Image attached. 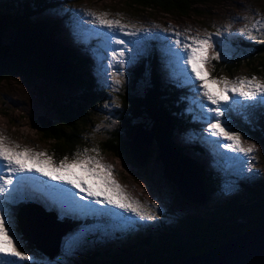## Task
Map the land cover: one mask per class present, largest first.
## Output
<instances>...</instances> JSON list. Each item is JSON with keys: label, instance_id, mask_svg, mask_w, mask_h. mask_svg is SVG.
Segmentation results:
<instances>
[{"label": "trees", "instance_id": "1", "mask_svg": "<svg viewBox=\"0 0 264 264\" xmlns=\"http://www.w3.org/2000/svg\"><path fill=\"white\" fill-rule=\"evenodd\" d=\"M127 1L142 9H156L170 15L189 17L197 5L209 0ZM47 10L51 12L61 9L55 0L0 1V86L20 73H33L39 79L70 90L71 93H66L64 97L62 94L49 97L53 115L42 116L51 120L52 124L47 127L38 123L35 125L43 141L50 144L49 152L58 160L65 155L72 157L77 149H81L90 140L83 132V128L86 129L83 125L91 119L100 102L106 99L108 91L99 85L98 78L93 77L94 65L83 53L85 46H72L68 40L66 24L52 18L46 13ZM227 40L234 47L251 51L252 54L224 62L223 68H219L220 63L217 62V72L232 75L240 72L244 64L248 70L247 75L260 76L264 72V44L253 43L232 34L227 35ZM145 58L146 63H142L140 70L134 69L132 73L136 81L141 72H146L150 77L149 86L139 94L124 96L116 110L117 124L108 130L107 137L99 144L103 152L112 153L138 169L150 164L152 151L149 147L144 165L139 164L136 158L140 153L136 151L135 144L144 141L145 135H153L152 142L155 141L159 148L164 146V150L170 153L179 154L181 159L185 152L173 140V135L185 129L182 121L185 116L184 105L180 107L179 104H182L181 99L187 93L173 95L178 92L177 89H182V85L174 79L166 83L167 75H164L155 49L152 48ZM66 96L70 97L63 101ZM262 114L257 122L248 124L240 120L236 126L238 130L249 132L259 139L264 147ZM144 117L150 120V129L142 122ZM189 122H192L191 119ZM198 124L192 128L198 132L203 131V126ZM181 159L179 161L182 162ZM194 172L198 174L195 169ZM200 176L205 200L208 195L206 204H211L212 209L202 219L188 215L180 226L157 224L156 232H152L148 226L142 227L141 231L146 229L148 234L127 236L130 240L123 241H115L113 236H102L100 233L91 235L88 232L86 236L93 238L86 245L88 249L72 254L59 264H176L188 255L227 242L245 229L264 226V192L261 191L264 189V181L259 179L252 186L246 183L248 195L245 198L235 196L234 199L222 200L211 195L215 182L208 181L202 172L199 179ZM183 186L188 189V185ZM57 210L61 211L60 208ZM79 225L82 224L75 223V226ZM26 244L27 251L36 252L33 244Z\"/></svg>", "mask_w": 264, "mask_h": 264}, {"label": "rangeland", "instance_id": "2", "mask_svg": "<svg viewBox=\"0 0 264 264\" xmlns=\"http://www.w3.org/2000/svg\"><path fill=\"white\" fill-rule=\"evenodd\" d=\"M55 1L58 2L61 10H52L51 12L47 10L46 13L52 18L59 20L60 23L64 22L66 24L69 35L68 40L72 46H78L80 44L85 46L83 53H85L90 63L94 65V68L92 66L93 77L98 78L99 85L102 86L104 90L108 91L106 92V99L100 102L98 108L92 113L91 119L83 125L86 128H83V132L90 140L82 145L81 149H91L94 146H99L101 141L107 137L108 130L112 129L117 124L116 110L121 104L124 96L134 93L139 94L143 89L149 86L150 77L146 72H143V74L141 72L136 81H134L135 76L132 72L137 68L140 70L142 63H146L145 55L152 50V48L156 50L158 62L165 72L164 75H167L166 83L171 79H180L179 76L172 75V69L168 66L164 57L161 41L150 39L141 47V54L137 59L130 63H125L122 67L114 66L108 69L110 74L119 75L122 73V75L119 76L122 83L119 86L110 87L113 81L109 76L107 84H105L104 66L108 62V57L102 47V40L100 37H92L98 39L99 42L97 45L92 42V38L88 41L83 39L86 30L96 28L95 25L87 23L88 17H82L83 10H91L94 12L106 11L109 13V18H122L123 22L143 25L145 29H152L154 24H159L162 28L171 26L172 29L180 32H184L185 29H191L188 34L193 36L199 35L202 38L205 37L207 33H215L218 29H227L230 25L231 32L225 31L222 36L216 37V40L223 41L224 44L228 46L225 50L230 51L231 55L220 61L213 60L207 63L205 68L212 76H226L229 79H234L238 76L254 75L246 74L248 70L245 64L242 65L240 72H236L232 75L226 72H217L216 68L218 66L217 62L220 63L219 68H223L224 62H232L237 57H244L252 54L251 51L234 47L227 40V35L237 33L238 30L246 24L250 25L254 19H260L264 16V0H209L204 4L197 5L196 10L193 11L192 15L189 17L170 15L156 9H142L130 4L127 0ZM117 13L121 14V17H117ZM96 30L100 31L98 28H96ZM155 31L157 30L153 29V32ZM118 35L126 41L133 39L125 36L123 33H119ZM165 35H172V33H166ZM113 47L122 48L123 46L113 45ZM129 51L134 50L130 48ZM209 54L211 55V50ZM101 57H104L103 61ZM125 59L127 60V56ZM257 77L264 79V72ZM116 87H118V91L115 90ZM181 92L182 94L185 93L183 91ZM181 92L176 91L173 95ZM66 93H68V95L71 93L66 87L53 85L48 81L39 79L33 73L28 75L20 73L10 80L5 81L0 86V133L8 137L11 142L32 148L35 151H46L52 154V152H49L50 144L43 141L35 125L36 123L40 124L38 119L41 115L52 117L53 110L48 101L49 97H56L59 96V94H62L64 97ZM68 97L70 96H66L63 101L67 100ZM183 102H185V100ZM189 111L191 110H187V112ZM182 121L184 122L185 129L182 133L176 131L173 135V140L176 141L181 149L185 150L183 155L193 159L196 164L194 166L181 158L182 162L177 161L176 164L171 162L174 166L179 167L182 172H187L188 177L190 175H196L194 169L197 172L196 168H201L204 175L208 177V181L215 182V188L211 192L212 196L219 197L222 200L234 199L235 196L245 198L248 195L245 187L246 183L252 186V183L259 179L264 181V147L262 142L252 136L251 133L241 131L242 143L247 141L257 145L254 152L255 159L252 161L253 166L250 169L246 167L247 161L245 160L243 171H241L242 165L240 160H243V157H241L240 160L225 158L218 153L212 145L204 140L206 134H201L198 137L197 132L191 129V126L197 125L195 122H189L187 116H184ZM194 121L198 122V119ZM142 122L145 123L146 128L150 129L149 119L144 117ZM98 125H100L99 128L97 127ZM164 148V146L159 148L157 143L153 141L149 145V149L152 151L150 164L146 168L139 169L125 162L124 159L115 157L112 153L108 154L103 152L100 148L102 162L113 166L114 178L125 191L135 199L142 202L154 203L158 206L155 211L156 218L154 220L138 221V223L152 228V232L158 230V228H156L157 224L180 226L185 222L188 215H195L202 219L205 213L212 210L211 204H206L208 195L206 196L205 202L184 199L177 187L165 176L164 169H166L167 166L165 161L170 158L172 160V158L177 156L172 151L170 153L164 150ZM88 154L95 155V153L92 152ZM228 155L232 156L234 154L229 153ZM203 159L205 164L209 165V169L203 164ZM203 167L207 171H205ZM32 175H34L35 181L49 186L53 185V187H51L52 189L59 187L58 181H51L47 177L40 176L39 173H33ZM64 187H68L74 192L78 191L71 189V186ZM261 191L264 192V189ZM80 195L85 194L80 193ZM33 201L36 203L35 205L37 208L43 210L52 217H56L58 220H64L67 219V217L70 219L75 218L77 222L82 224L64 237L61 253L56 257V260L51 261L37 251H27L24 248L25 242L22 239L21 233L17 231V228H19L17 226L18 221L17 217L15 218L14 216L16 235L21 241L23 250L34 255L36 260L38 262H43V264H59L64 261L63 259L68 258L72 254L86 251L88 249L86 245L93 239L90 236H86L88 232L91 233V235L100 233L102 236H113L115 241L116 239L117 241H123L125 239L130 240V238L127 237L130 234L133 236L142 233L148 234V230L145 229L144 232H141L139 227H135L133 223H129L128 218L130 214L124 213L122 210L113 208L112 206L94 205L98 209H103V212L81 214L77 210L66 211V213L62 215L61 211L57 210L59 209L58 206L48 207L41 201L36 199H33ZM84 203H88V201L86 200ZM28 222L35 230L31 216H29ZM72 222L74 221L72 220ZM121 228H125L126 230L120 231L119 229ZM69 239L74 241V246L71 251L66 250V241Z\"/></svg>", "mask_w": 264, "mask_h": 264}, {"label": "snow or ice", "instance_id": "3", "mask_svg": "<svg viewBox=\"0 0 264 264\" xmlns=\"http://www.w3.org/2000/svg\"><path fill=\"white\" fill-rule=\"evenodd\" d=\"M82 17H88L87 23L100 29L86 30L83 39L88 41L92 37H100L102 40V47L108 57L104 66L105 84L110 76L113 81L110 87L119 86L122 73L110 74L108 69L122 67L137 59L147 40L161 41L172 75L179 76L181 83L194 94L192 103L200 109L196 118L206 125L204 140L225 158L240 160L243 157L240 160L241 171L245 160L247 168L253 166L257 145L247 141L242 143V132L236 129L231 117L235 113L242 120L248 121V111L257 105H264V79L256 75L234 79L216 77L205 68L207 63L231 55L230 51L225 50L228 46L216 40L225 31L231 32L230 25L227 29L207 33L202 38L188 34L191 29L180 32L171 26L162 28L159 24H154L152 29H145L143 25L123 22L122 18H109L106 11L83 10ZM117 17H121V14L117 13ZM153 29L157 31L153 32ZM119 33L133 39L126 41L119 37ZM231 34L264 44V16ZM113 45L123 47L116 48ZM130 48L134 51H129ZM115 90L118 91V87ZM100 151L99 146L77 149L71 158L65 155L57 160L54 154L21 146L0 133V264H40L34 255L23 250L14 227V206L25 199H36L48 207L58 206L62 215L66 211L77 210L81 214L103 212V209L94 205H108L130 214L129 223L156 218L158 206L128 194L114 178L113 166L102 162ZM89 152L95 155H89ZM229 153L234 155L229 156ZM33 173L58 181L59 187L52 189L47 184L35 181ZM64 186H71V189L78 191H71ZM86 200L88 203H84ZM73 246L72 239L66 241L67 251H71Z\"/></svg>", "mask_w": 264, "mask_h": 264}, {"label": "water", "instance_id": "4", "mask_svg": "<svg viewBox=\"0 0 264 264\" xmlns=\"http://www.w3.org/2000/svg\"><path fill=\"white\" fill-rule=\"evenodd\" d=\"M38 122L42 127H47L52 124L51 120L42 115L39 116ZM153 137V135H145L146 139L144 141L135 144V148H137L136 151L140 153L136 158L141 165H144L143 163L147 160V150ZM179 159L180 158L177 156L172 158V160L170 158L165 161L167 164L166 169H164L165 176L177 185L184 198L192 201L205 202L202 177L200 176L199 179V170L196 168L198 174L192 176L190 179H188L189 177L186 180L179 178L172 164V162L179 161ZM190 180L193 181V183H189ZM183 185H188V189ZM34 215L43 224H41V227L44 234L50 239L54 238L53 242H49L47 246V254L53 259L60 253L62 239L65 234L73 229V225L66 222L58 223L55 218L40 211H35ZM23 232L32 242L41 248V241L38 237L32 238L27 231L23 230ZM176 264H264V226L245 229L227 242L188 255L185 260Z\"/></svg>", "mask_w": 264, "mask_h": 264}, {"label": "bare ground", "instance_id": "5", "mask_svg": "<svg viewBox=\"0 0 264 264\" xmlns=\"http://www.w3.org/2000/svg\"><path fill=\"white\" fill-rule=\"evenodd\" d=\"M183 160L186 161L187 163L192 164V165L195 166V162H194L193 159L184 156V157H183ZM200 162H201V160H200ZM203 164L207 167V169H209V165H206V164H205L204 159H203ZM173 166H174V164H173ZM198 169H199V168H198ZM174 171H175V173H176L181 179L185 180V178H186V179L188 178V173H187V172H182V170H181L179 167L174 166ZM30 231H40V230H30ZM53 239H54V238H53ZM230 239H231V238H230ZM230 239H229V240H230Z\"/></svg>", "mask_w": 264, "mask_h": 264}, {"label": "clouds", "instance_id": "6", "mask_svg": "<svg viewBox=\"0 0 264 264\" xmlns=\"http://www.w3.org/2000/svg\"><path fill=\"white\" fill-rule=\"evenodd\" d=\"M24 248H27V245L24 244Z\"/></svg>", "mask_w": 264, "mask_h": 264}]
</instances>
